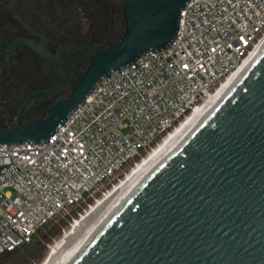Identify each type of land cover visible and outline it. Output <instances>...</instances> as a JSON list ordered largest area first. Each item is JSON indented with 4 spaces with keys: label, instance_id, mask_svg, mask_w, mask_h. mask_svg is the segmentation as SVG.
I'll return each mask as SVG.
<instances>
[{
    "label": "water",
    "instance_id": "water-1",
    "mask_svg": "<svg viewBox=\"0 0 264 264\" xmlns=\"http://www.w3.org/2000/svg\"><path fill=\"white\" fill-rule=\"evenodd\" d=\"M191 1L127 0L120 42L97 49L70 97L45 119L0 131V145L49 141L108 75L166 51ZM63 264H264V48L186 142Z\"/></svg>",
    "mask_w": 264,
    "mask_h": 264
},
{
    "label": "built area",
    "instance_id": "built-area-1",
    "mask_svg": "<svg viewBox=\"0 0 264 264\" xmlns=\"http://www.w3.org/2000/svg\"><path fill=\"white\" fill-rule=\"evenodd\" d=\"M263 39L264 0H192L166 51L108 75L49 141L0 145V256L105 196Z\"/></svg>",
    "mask_w": 264,
    "mask_h": 264
},
{
    "label": "flooded vegetation",
    "instance_id": "flooded-vegetation-1",
    "mask_svg": "<svg viewBox=\"0 0 264 264\" xmlns=\"http://www.w3.org/2000/svg\"><path fill=\"white\" fill-rule=\"evenodd\" d=\"M126 2L0 0V131L45 119L70 97L97 49L122 39Z\"/></svg>",
    "mask_w": 264,
    "mask_h": 264
},
{
    "label": "bare ground",
    "instance_id": "bare-ground-1",
    "mask_svg": "<svg viewBox=\"0 0 264 264\" xmlns=\"http://www.w3.org/2000/svg\"><path fill=\"white\" fill-rule=\"evenodd\" d=\"M263 48L264 39L215 95L187 116L149 155L133 167L114 188L83 213L79 219L73 222L71 228L67 232H64L62 238L51 248L48 257L42 264H63L99 228L124 197L186 142L240 80L262 52Z\"/></svg>",
    "mask_w": 264,
    "mask_h": 264
},
{
    "label": "trees",
    "instance_id": "trees-1",
    "mask_svg": "<svg viewBox=\"0 0 264 264\" xmlns=\"http://www.w3.org/2000/svg\"><path fill=\"white\" fill-rule=\"evenodd\" d=\"M75 216H77V214H75ZM50 224H52V222L41 228L39 230L40 232L38 231L39 234L44 231V228H48ZM67 226L68 221L62 220L60 224L55 228L52 236H50L49 239H47L43 243L40 242L37 236L38 234H35L30 243L20 246L13 252H9L0 256V264H7V262H9L11 259H18L23 257H25L24 264H42L45 258L44 251L46 250V244L50 243L53 238L62 236L63 230ZM24 253L27 254L23 255Z\"/></svg>",
    "mask_w": 264,
    "mask_h": 264
},
{
    "label": "rangeland",
    "instance_id": "rangeland-1",
    "mask_svg": "<svg viewBox=\"0 0 264 264\" xmlns=\"http://www.w3.org/2000/svg\"><path fill=\"white\" fill-rule=\"evenodd\" d=\"M129 172H130V170H127L126 173H129ZM124 177H125V175H123L121 177V180ZM102 197L103 196L100 195V196H98L97 199L99 200ZM88 204H91V206H93L95 203H94L93 200H87L86 202L82 203L80 206H78V207H76V208L73 209L72 216L71 217H67V218L58 217L55 221L52 222V224L49 225L48 228H44V231H42L40 234H39L40 231L37 232L36 234H38L37 236H38L40 242L43 243L44 241H46L47 239H49V237L52 236L55 228L60 224V222L62 220H66V221H68V226L64 228L63 234H62V236H63L64 235V232H67L71 228L73 222L75 220L79 219L80 218V215H82L83 213H85L89 209ZM75 214H77V216H75ZM62 236L55 237V238L52 239V241L50 243H47L46 244V250L44 251V256H45L44 261L48 257L51 248L62 238ZM26 254L27 253H24L23 255H26ZM24 258L25 257L18 258V259H11L9 262H7V264H24V262H25V259Z\"/></svg>",
    "mask_w": 264,
    "mask_h": 264
}]
</instances>
